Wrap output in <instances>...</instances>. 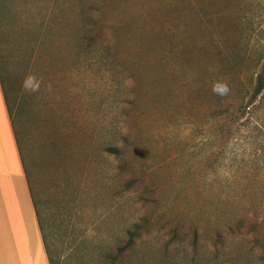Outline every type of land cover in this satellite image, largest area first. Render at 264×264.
Wrapping results in <instances>:
<instances>
[{"label": "rangeland", "instance_id": "374dc122", "mask_svg": "<svg viewBox=\"0 0 264 264\" xmlns=\"http://www.w3.org/2000/svg\"><path fill=\"white\" fill-rule=\"evenodd\" d=\"M251 56L264 0H0V71L59 264H264V111L233 121Z\"/></svg>", "mask_w": 264, "mask_h": 264}, {"label": "crops", "instance_id": "0c3cea01", "mask_svg": "<svg viewBox=\"0 0 264 264\" xmlns=\"http://www.w3.org/2000/svg\"><path fill=\"white\" fill-rule=\"evenodd\" d=\"M0 71V264H50Z\"/></svg>", "mask_w": 264, "mask_h": 264}, {"label": "trees", "instance_id": "16d2710c", "mask_svg": "<svg viewBox=\"0 0 264 264\" xmlns=\"http://www.w3.org/2000/svg\"><path fill=\"white\" fill-rule=\"evenodd\" d=\"M249 62L252 63L254 62V63L252 64L250 69L247 70L246 75L244 74V78L248 79L249 83L251 84V88L247 91L244 82L241 79H239V82L237 83V88L235 89L238 96V102L236 103L234 120H233L235 122H237L245 114H247L248 117L252 119V118H256L261 114V112L264 111V57H261L259 59L256 58V60H254V58L251 56L249 57ZM260 66L261 68L259 70ZM245 94H247L248 97H246ZM10 111L11 114L13 115L11 105H10ZM254 121L256 122L257 119H254ZM41 229L43 232L45 246L47 249V254L50 264H59L58 259L52 253L50 244L47 241L45 230L43 229L42 224H41ZM138 236H139L138 231L130 233L126 243L118 249L116 258H119L120 256L126 254L127 252L132 251ZM113 263H116L115 259H113Z\"/></svg>", "mask_w": 264, "mask_h": 264}, {"label": "clouds", "instance_id": "9594fccd", "mask_svg": "<svg viewBox=\"0 0 264 264\" xmlns=\"http://www.w3.org/2000/svg\"><path fill=\"white\" fill-rule=\"evenodd\" d=\"M214 91H217L218 94H226L227 93V85L223 82H218L214 85Z\"/></svg>", "mask_w": 264, "mask_h": 264}]
</instances>
